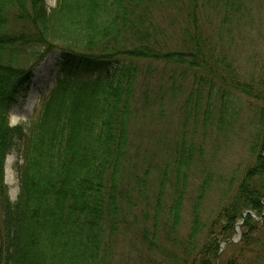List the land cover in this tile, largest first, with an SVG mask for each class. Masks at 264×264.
I'll use <instances>...</instances> for the list:
<instances>
[{"label": "trees", "instance_id": "16d2710c", "mask_svg": "<svg viewBox=\"0 0 264 264\" xmlns=\"http://www.w3.org/2000/svg\"><path fill=\"white\" fill-rule=\"evenodd\" d=\"M249 1L0 0V264H264V58L231 53ZM55 52L35 119L11 126ZM169 108L173 134L142 151L134 127Z\"/></svg>", "mask_w": 264, "mask_h": 264}, {"label": "rangeland", "instance_id": "374dc122", "mask_svg": "<svg viewBox=\"0 0 264 264\" xmlns=\"http://www.w3.org/2000/svg\"><path fill=\"white\" fill-rule=\"evenodd\" d=\"M48 8L55 6V0H45ZM249 10L246 11L245 25L233 33V45L231 47V53L235 64H242L246 70H254L255 65H258L264 58V0H250L247 3ZM60 61L59 53L55 52L46 57L41 64L45 66L46 76L50 78L49 82L41 81L39 87L34 86V90H31L32 83L29 84L27 91H25L17 100V102L11 107L9 113V122L11 125H28L35 119L38 111L42 106V101L49 90L53 87L58 71L57 63ZM155 64V63H152ZM40 65V64H39ZM152 68V66H151ZM153 76L148 78L151 88H156V78L158 76V66L153 65ZM46 79V78H45ZM142 80V79H141ZM143 82V80H142ZM146 86L147 83L143 82ZM144 86V87H145ZM154 91H157L153 89ZM143 86H139V95L142 94ZM160 97L161 95H156ZM33 97V103L29 105L30 98ZM167 103L166 98H164ZM154 101V100H153ZM158 100H155L150 108L156 112L160 110ZM247 102V101H245ZM244 102V103H245ZM144 115L143 111H140L139 121H142ZM147 115V114H146ZM177 114L172 112V109H168V113L164 120L158 124L148 126L146 128H138V124L134 127L135 139L141 146V150H145L146 147H150L154 140L168 137L173 134L174 125ZM29 124V125H30ZM22 144L17 143L10 154L7 156L4 168V181L8 188V197L13 202L16 201L19 193V179L16 172V164L21 162ZM149 151V150H148ZM230 160L231 158L228 157ZM236 242V241H234ZM232 249L228 250V253Z\"/></svg>", "mask_w": 264, "mask_h": 264}, {"label": "bare ground", "instance_id": "6f19581e", "mask_svg": "<svg viewBox=\"0 0 264 264\" xmlns=\"http://www.w3.org/2000/svg\"><path fill=\"white\" fill-rule=\"evenodd\" d=\"M44 66L45 65L43 63L40 64L33 72V78L31 80V83H32L31 90L32 91L34 90V86L39 87V84L41 83V81H46V82L50 81V78L48 76V72H47V76H46V71H45ZM32 98L33 97H31L30 100L28 101L29 105H30V103H31V105L33 103V100H31Z\"/></svg>", "mask_w": 264, "mask_h": 264}, {"label": "water", "instance_id": "95a60500", "mask_svg": "<svg viewBox=\"0 0 264 264\" xmlns=\"http://www.w3.org/2000/svg\"><path fill=\"white\" fill-rule=\"evenodd\" d=\"M244 214H246V213H244ZM233 240V239H232ZM228 241H231V240H228ZM235 241V240H234Z\"/></svg>", "mask_w": 264, "mask_h": 264}]
</instances>
